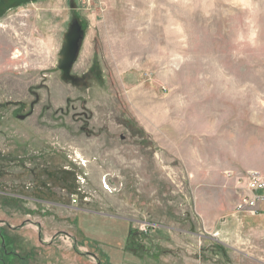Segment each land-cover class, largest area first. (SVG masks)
Wrapping results in <instances>:
<instances>
[{
    "label": "rangeland",
    "instance_id": "rangeland-1",
    "mask_svg": "<svg viewBox=\"0 0 264 264\" xmlns=\"http://www.w3.org/2000/svg\"><path fill=\"white\" fill-rule=\"evenodd\" d=\"M250 171L264 0H0V264H264Z\"/></svg>",
    "mask_w": 264,
    "mask_h": 264
},
{
    "label": "built area",
    "instance_id": "built-area-1",
    "mask_svg": "<svg viewBox=\"0 0 264 264\" xmlns=\"http://www.w3.org/2000/svg\"><path fill=\"white\" fill-rule=\"evenodd\" d=\"M234 212L240 215L264 213V174L250 171L246 174L241 193L234 205Z\"/></svg>",
    "mask_w": 264,
    "mask_h": 264
},
{
    "label": "water",
    "instance_id": "water-1",
    "mask_svg": "<svg viewBox=\"0 0 264 264\" xmlns=\"http://www.w3.org/2000/svg\"><path fill=\"white\" fill-rule=\"evenodd\" d=\"M78 38L79 33L75 32L70 36V38L67 41V46L64 53V60L62 67L66 70L69 69L71 63L75 59L77 48H78Z\"/></svg>",
    "mask_w": 264,
    "mask_h": 264
},
{
    "label": "crops",
    "instance_id": "crops-1",
    "mask_svg": "<svg viewBox=\"0 0 264 264\" xmlns=\"http://www.w3.org/2000/svg\"><path fill=\"white\" fill-rule=\"evenodd\" d=\"M245 217L248 219H251L250 216L246 215ZM6 221H8L6 213H4L2 210H0V226H1V224L5 223Z\"/></svg>",
    "mask_w": 264,
    "mask_h": 264
},
{
    "label": "trees",
    "instance_id": "trees-1",
    "mask_svg": "<svg viewBox=\"0 0 264 264\" xmlns=\"http://www.w3.org/2000/svg\"><path fill=\"white\" fill-rule=\"evenodd\" d=\"M2 247H3V245H2Z\"/></svg>",
    "mask_w": 264,
    "mask_h": 264
}]
</instances>
